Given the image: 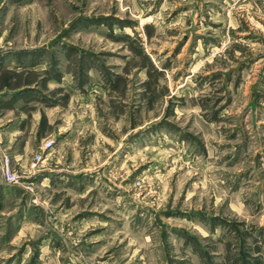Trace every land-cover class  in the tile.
<instances>
[{
  "label": "rangeland",
  "instance_id": "obj_1",
  "mask_svg": "<svg viewBox=\"0 0 264 264\" xmlns=\"http://www.w3.org/2000/svg\"><path fill=\"white\" fill-rule=\"evenodd\" d=\"M0 264H264V0H0Z\"/></svg>",
  "mask_w": 264,
  "mask_h": 264
},
{
  "label": "built area",
  "instance_id": "obj_2",
  "mask_svg": "<svg viewBox=\"0 0 264 264\" xmlns=\"http://www.w3.org/2000/svg\"><path fill=\"white\" fill-rule=\"evenodd\" d=\"M5 167L3 168V171L6 173V176L7 178L9 179H13L12 176H11V171H10V168L8 166V161L6 160L5 163H4Z\"/></svg>",
  "mask_w": 264,
  "mask_h": 264
}]
</instances>
